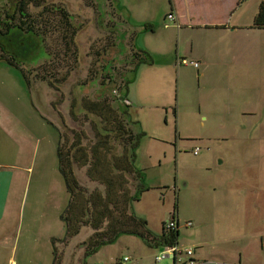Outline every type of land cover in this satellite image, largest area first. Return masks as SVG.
Listing matches in <instances>:
<instances>
[{
    "label": "rangeland",
    "instance_id": "rangeland-1",
    "mask_svg": "<svg viewBox=\"0 0 264 264\" xmlns=\"http://www.w3.org/2000/svg\"><path fill=\"white\" fill-rule=\"evenodd\" d=\"M38 3L30 2L25 9L28 17L18 14L16 21L33 27L42 38L41 48L31 61L15 65L0 58V119L5 130L0 135V162L28 167L32 189L39 186L41 192L37 202L55 215L54 207L68 203L57 155L60 142L71 141L74 130H83V143L90 144L95 140L94 126L101 124L108 127L101 133L115 137L118 130L113 126L120 121L110 117L105 108L109 106L128 110L129 127L140 135L136 165L150 188L130 207L149 229L160 233L174 213L179 218L181 249H195L200 239L194 232L197 216L206 227L207 220L213 225L222 217L227 224L247 221L253 227L248 229L249 241L255 239V228L257 236L264 234V35L255 44L227 37L221 46L218 36L201 39L191 54L195 59H188L200 62L197 69L187 58H177L182 55H178L176 29H162L161 23L152 22L147 32L140 31L144 19L130 16L133 0ZM148 8L157 20L162 12L157 4ZM234 42L241 45L237 52L231 47ZM133 44L152 50L148 52L154 65L142 63L134 71L128 61ZM221 49L227 51L218 57ZM107 74L113 82L107 81ZM124 80H129L127 88L121 85L117 94L111 90ZM103 81L109 86H103ZM103 94L107 98L102 99ZM124 94L129 105L117 98ZM95 103H99L96 109L91 107ZM73 166L88 191L102 188L88 179L84 167ZM23 194L24 212L16 215L15 223L19 221V227L20 222L26 223L20 242H16V229L8 249L9 257L14 239L18 264H53L55 257V264H174L172 257L155 263L166 245L150 246L134 233L123 232L93 248L90 224H83L68 241L56 240L55 257L54 246L53 253L45 256L39 245L46 234L33 233L27 220L31 192L26 189ZM188 221L193 226H185ZM49 223H54L51 213ZM249 241L259 244L261 237ZM211 251L217 254V245ZM181 256L183 261L189 259L185 252ZM0 264L11 263L0 259Z\"/></svg>",
    "mask_w": 264,
    "mask_h": 264
},
{
    "label": "trees",
    "instance_id": "trees-1",
    "mask_svg": "<svg viewBox=\"0 0 264 264\" xmlns=\"http://www.w3.org/2000/svg\"><path fill=\"white\" fill-rule=\"evenodd\" d=\"M30 2L36 4L39 2L40 6L43 0H6L5 3H0V58L11 65H15L17 61L30 60L34 50L39 44L42 45L41 36L32 29V26L26 27L25 21H20L24 25L16 21L18 14L28 17L25 9ZM62 14L68 18L66 10H63ZM253 21L254 28H264V0H260L258 12ZM147 24L145 23L144 27L149 29ZM8 54L7 58L5 55L8 56ZM132 56L134 71H137L142 63H151L150 55L146 52L138 51ZM104 76L107 81L113 82L109 74ZM128 83L129 80L123 82L126 88ZM102 84L106 85V81ZM118 85L117 88L111 87V90L115 89L113 92L119 93L121 84ZM103 97L107 98L106 95ZM117 98L121 103L123 102L122 105H129L124 102L128 101L125 94ZM98 104L95 103L91 107L96 109ZM105 108L110 112V117H117L121 123L112 125L113 129L118 130L115 137L101 133L102 130L107 131V126L95 125V140L90 144L83 143L86 136L83 130H74L72 140L65 138L64 141L61 140L58 147L59 169L69 191V201L62 215L66 227L64 241L76 235L83 224H90L93 234L89 238V246L96 249L104 243L112 242L123 232L139 234L147 244L152 246L178 244L179 220L174 213L172 217L177 219L178 226L168 230L164 223L162 231L154 233L142 217L132 212L130 207L132 202L140 200L142 193L150 188L144 183L143 171L141 169L139 171L136 165V150L140 135L134 134L129 127L130 124L126 118L128 110L122 112L120 108L110 109L109 106ZM99 113L103 115L101 107ZM109 122L117 123L111 119ZM74 163L84 167L88 179L101 184L102 188L96 187L88 191L78 181L74 172ZM134 178L137 184L132 183L131 180ZM53 252L55 257V246ZM192 256L189 258L194 259ZM56 261L55 257L53 264Z\"/></svg>",
    "mask_w": 264,
    "mask_h": 264
},
{
    "label": "crops",
    "instance_id": "crops-1",
    "mask_svg": "<svg viewBox=\"0 0 264 264\" xmlns=\"http://www.w3.org/2000/svg\"><path fill=\"white\" fill-rule=\"evenodd\" d=\"M147 2H149V4H157L162 11L157 20V16L151 17L153 15H150L148 8L149 4H147ZM259 4L260 0H133L130 16L137 20L143 18L144 22H140V25L148 23L149 29L152 28L153 23H161L162 26L159 28L162 29H176V43L179 46V50L182 52H178V55L181 54L182 56H178L177 58H187L186 60L191 62L194 60L188 59H195L192 58L191 54L197 50L201 39L218 36L220 43H222L221 46L226 44L225 40L227 37L228 39H234V41L239 39L244 41L254 40L255 42L252 44L261 40L264 35V28L253 27V20L258 12ZM170 13L175 14L176 21H170L168 19L167 16ZM140 15H143V17ZM132 24L134 25V23ZM146 30L148 29H140L141 32H147ZM153 32L156 31L153 29ZM167 32L171 35H175L172 31ZM200 34L204 36L199 37ZM133 36H136L135 31H133ZM258 38L259 40L257 41ZM146 45L151 49L150 44ZM228 47H230V44H228ZM231 47L237 52L241 45H237L236 42H234V45L231 44ZM181 48L184 49V51L181 50ZM202 50L206 51L204 47ZM138 51L149 54L151 59L150 64H152V54L148 52L152 50L145 48L137 49L135 44H133V48L131 49V59L128 60L131 64H134L132 58L133 53H137ZM224 51L227 50L221 49L218 52V57H221V52ZM139 67H141V64L138 68ZM200 67L201 64L199 62V66L196 68L199 69ZM121 85H123V83ZM105 86H109L107 82ZM104 95L105 94H103L102 97ZM1 125L0 119V135L5 132ZM27 169V166L17 165V163L3 165L0 162V259L10 263L13 262L14 264H18V262L14 260V252L17 250L18 246H15V240L12 239L14 245L11 248V255L8 257V249H10L9 241L12 238L14 230L18 229V233L15 234L17 236L16 242H20L22 228L26 223H24V221L20 222V227L18 226L19 221L15 223L16 215L20 217V212H24V190L27 189L31 192V202L29 206L31 217L29 216L27 220L29 223H32L31 228L33 233H37V235L46 234V237H40L39 247L42 253L45 256L52 254L53 246H55L54 241L60 240L62 237L65 238V235H62L64 229L66 234L65 221L62 215L68 203L64 204L62 208L54 207V210H58L56 215L46 210V206L42 207L39 202H37L41 195L39 186L32 189V176L28 173ZM131 181L134 184L138 183L135 178ZM47 192L49 193V191ZM15 204L18 206L16 207V211ZM49 213H51V219L54 223H49ZM44 219L46 220L43 221ZM177 219L179 220L178 216ZM55 220L57 221L56 223ZM38 222H41L44 226L37 224ZM196 222L197 228L194 232L195 236L200 237V239L196 240V246L195 249H193L194 254L192 257L197 260L198 264H264V234L260 232V236H257L259 231L255 228V239L261 237L259 244L255 242L248 243L249 239H246L249 232L248 229L253 228L251 223L240 221L238 223L227 224L222 217L221 221L216 219L213 225L207 220L208 223L206 227L204 226L203 220L198 216ZM56 224H58V226H56ZM191 226H193V224ZM203 230L205 234L201 236ZM70 238H68L67 241ZM214 238L216 239V244L212 241ZM159 245L161 244H155V246ZM216 245L219 250L217 254L211 251ZM213 255H215V257H213ZM247 256H249L250 259Z\"/></svg>",
    "mask_w": 264,
    "mask_h": 264
},
{
    "label": "built area",
    "instance_id": "built-area-1",
    "mask_svg": "<svg viewBox=\"0 0 264 264\" xmlns=\"http://www.w3.org/2000/svg\"><path fill=\"white\" fill-rule=\"evenodd\" d=\"M168 19L170 21H176V16L173 13L168 14ZM189 62V61H188ZM193 64L195 67L199 66L198 61H191L189 62ZM199 148L196 147L194 149V153L196 154L198 152ZM193 224L192 221H188L186 223L187 226H191ZM166 229L171 230L178 226L177 219L171 217L170 221L165 224ZM185 252L186 255L192 256L194 253V250L192 248L187 249H181L179 244H168L166 245V249L161 253L155 256V263H160L162 260H164L167 257H172L174 264H197L195 259L189 258L186 261H183L181 254ZM11 264H14L13 262Z\"/></svg>",
    "mask_w": 264,
    "mask_h": 264
},
{
    "label": "flooded vegetation",
    "instance_id": "flooded-vegetation-1",
    "mask_svg": "<svg viewBox=\"0 0 264 264\" xmlns=\"http://www.w3.org/2000/svg\"><path fill=\"white\" fill-rule=\"evenodd\" d=\"M41 46L42 45H40V44L38 45V47L34 50L33 55L31 56V58L34 57V54L41 48ZM27 61H31V59L27 60Z\"/></svg>",
    "mask_w": 264,
    "mask_h": 264
}]
</instances>
